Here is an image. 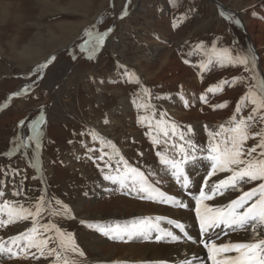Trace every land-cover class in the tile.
<instances>
[{
    "label": "rangeland",
    "instance_id": "1",
    "mask_svg": "<svg viewBox=\"0 0 264 264\" xmlns=\"http://www.w3.org/2000/svg\"><path fill=\"white\" fill-rule=\"evenodd\" d=\"M47 1L0 0V190L5 192L0 204L12 200L27 207L44 196L51 202L46 207H60L56 200L67 205L68 215L50 216L46 211L38 219L41 223L50 220L65 233L73 234L84 255H67L78 264H139L146 253L152 257L147 250L153 245L165 250L185 240L196 243L205 239L198 230V219L197 229L184 226V232L169 221H178L181 212L195 210L205 179L211 185L227 173L208 177L211 161L205 158L206 152L197 151L183 165L190 181L183 187L182 179L177 180L172 169L161 164L157 153L181 159L178 147H172L184 143L179 139L181 131L185 140L191 137L198 147H206L208 131H218L222 123L227 127L248 86L264 78V0H239V9L231 5L235 0H82V10L75 12L68 6L72 0ZM125 7L127 15L121 18ZM61 22L72 26L64 37ZM257 23H263L262 27ZM74 27H80V31L73 32L69 37L72 40L66 43ZM109 27L112 30L104 44L94 52L87 46L81 48L89 39L84 29L95 34ZM48 34L49 41L45 40ZM30 48L40 49L36 52L39 58L33 62L30 52L20 54ZM222 49H228L233 57L252 54L255 65L250 64L249 71L242 65H222L216 55ZM53 56L46 68L38 67ZM235 77L244 79L233 83ZM211 86L220 90L208 92ZM202 94L206 102L200 99ZM225 102V107H213ZM244 103L238 118L247 116L253 107L249 101ZM160 113L166 115L161 117ZM143 115L152 117L151 129L148 123L138 122ZM33 121L39 126V148L35 140H28L35 135L29 127ZM157 121H163L160 128L175 122L179 125L176 135L164 137L155 127ZM189 125L191 133L187 131ZM94 133L114 143L118 152L93 139ZM152 137L160 143L154 144ZM253 143L255 140L248 141L249 146ZM24 144L26 147L17 148ZM101 155L102 160L98 159ZM120 157L184 207L142 199L146 194L131 185L122 188L104 179L105 174H115L117 168L123 170ZM255 183L245 184L243 189L247 191ZM17 191L21 195H14ZM225 194L229 197L224 202L227 204L240 193ZM146 217H164L159 221L161 231L154 230L147 238L128 240L125 236L119 240L99 230L132 225ZM0 219L7 220V213L0 214ZM30 226L31 221L0 225V243L19 252L9 238ZM162 230L180 239L157 240ZM215 231L221 235L231 232ZM93 243L99 244L96 252ZM129 245L135 248L130 250ZM204 251L201 261L211 264L207 249ZM33 253L39 255L36 249H31L26 258L23 253L11 259L2 254L0 264H52L54 257L36 259ZM191 260L193 264L197 261Z\"/></svg>",
    "mask_w": 264,
    "mask_h": 264
},
{
    "label": "snow or ice",
    "instance_id": "2",
    "mask_svg": "<svg viewBox=\"0 0 264 264\" xmlns=\"http://www.w3.org/2000/svg\"><path fill=\"white\" fill-rule=\"evenodd\" d=\"M127 15V10L121 13V18ZM175 26V25H174ZM112 29H108L103 33H93L90 29H84L85 34L89 37L84 41L81 48L90 47L91 51H95L98 47L104 44L105 37ZM213 51H216L213 45ZM218 61L223 65L225 62L231 65H242L245 71H249V65H255V56L252 54H237L235 57L228 49H222L217 54ZM75 59V56H73ZM55 59L51 57L45 64L39 65L40 69L46 68L49 63ZM188 63V61H185ZM243 77L233 78V83L243 81ZM253 79H256L255 75ZM227 81H222L225 84ZM220 90L218 86H211L208 92ZM145 93L148 89L143 90ZM14 95H19L15 93ZM201 100H205L204 94L200 96ZM246 101H249L253 107L249 114L244 117H237L241 112L242 107L245 106ZM226 103L213 105L216 107H225ZM187 104V101H185ZM145 108H152L151 105H143ZM166 113H160L164 117ZM43 119V117H41ZM152 117L147 115L139 116L138 122L141 124L148 123L149 128L153 127L151 123ZM108 121H105L107 123ZM163 121L156 122V129L162 132L164 137L176 135L179 125L175 122H168L164 128H160ZM21 125L24 123L20 122ZM225 124L218 126L219 130L216 132L208 131V143L206 147H198L193 139L189 137L185 140V133H179V139L184 141L180 145L173 144L175 149L178 147L181 159L169 158L160 152L157 155L160 157V162L172 169V174L177 180L182 179V186L187 187L190 183L189 178L184 174L183 165L189 159L190 155L200 151L206 152V159L211 161V171L207 176L212 177L217 173H227L223 179H219L216 183L209 185L205 179V187L207 191L202 188L199 196L196 198L195 213L199 221L200 232L205 237L200 243L207 249L208 259L211 264H264V78L260 79L257 84L249 85L248 92L240 98L237 103L235 113L231 119ZM29 127L35 135L29 136L28 140H35L36 147H40L39 141V126L33 121ZM207 128V125H205ZM170 130V131H169ZM189 133L193 132L192 127L187 126ZM151 136V132L148 133ZM93 139H100L101 144H109L114 153L118 152L115 144L111 141H105L102 136L94 133ZM154 144H159L160 141L152 137ZM249 140H255L251 146L248 145ZM167 143V140H165ZM187 145V147H185ZM26 147L24 145H17V148ZM9 155L11 153H8ZM107 153H104L106 155ZM104 155L98 159H104ZM192 158H195L194 155ZM123 170L117 168L115 174H105L104 179L118 183L122 188L132 186L140 193H145L142 199L158 200V202L165 204H175L178 207H184L181 201L175 197L166 196L161 192L139 168L128 164L123 157ZM111 167V165H106ZM103 171V169H102ZM255 183V187L249 188L247 191L243 189V185ZM227 192H239L240 194L234 199H230L227 204L221 206H212L206 201H212L217 196H224ZM5 192L0 190V197H3ZM14 195H21L20 191ZM46 201L44 196H40L35 204H29L25 207L19 201L4 200L0 204V214L7 213V220L0 219V225L11 224L16 221H31V226L27 227L26 231H22L17 236L10 237L12 245H14L19 252H14L12 247H5L0 243V255L7 254L9 258H20V253L27 257L31 249H36L39 253L37 256L33 253V257L39 259L41 257L47 259L54 257L52 264H78L75 259H69L67 253H78L83 256L84 253L79 249L75 243L72 233H65L61 228L52 223H41L42 215L47 211L51 215H68L70 210L67 205L62 204L60 200H56L57 208L46 207L50 204ZM165 219L164 217H146L138 223L132 225H125L117 228L99 227V230L111 239L124 240L127 236L128 240L135 237H148L152 231H161L159 221ZM169 223L174 224L177 229L184 232V225L175 220H170ZM216 229H229L232 232H244L249 238L243 241L218 243L221 233L216 232ZM52 233V235H48ZM225 236L227 232L223 233ZM187 236V233H185ZM170 238L173 241L180 239V236L175 235L168 230H162L161 235H157L156 239ZM191 239V237H188ZM52 245V246H50ZM180 264H193L192 260L184 259Z\"/></svg>",
    "mask_w": 264,
    "mask_h": 264
},
{
    "label": "bare ground",
    "instance_id": "3",
    "mask_svg": "<svg viewBox=\"0 0 264 264\" xmlns=\"http://www.w3.org/2000/svg\"><path fill=\"white\" fill-rule=\"evenodd\" d=\"M43 1V3H45V4H48L49 2L47 1V0H42ZM117 1V0H116ZM83 3L84 2H82V0H72V2H69V8L71 9V10H82V6H83ZM107 3V2H106ZM251 3V2H250ZM53 4H56L55 2L53 3ZM63 4H65V2L63 3ZM121 4V3H120ZM246 4H248V3H246ZM231 5H232V7H233V9L234 8H238L239 9V7H241L242 5L240 4V1L239 0H235V1H232V3H231ZM119 6V5H118ZM115 7V6H114ZM75 12V11H74ZM97 14V13H96ZM60 25L61 26H63V27H61L60 26V28H61V32H62V35H63V37L65 36V34L67 33V29L69 28V27H72L71 26V24L70 23H64V22H61L60 23ZM261 25H263V23L261 24V23H257V26H261ZM262 27V26H261ZM77 30V31H76ZM76 31V33H79V31H80V27L77 29V28H73L72 29V31L71 32H69V35L67 36V39L71 36V34L73 33V32H75ZM50 37H51V35L49 36V34L48 35H46V38L47 39H45V40H47V41H49V40H51L50 39ZM251 37H253V36H251ZM49 38V39H48ZM253 39H255L254 37H253ZM72 39L71 38H69L68 40H66V43H69L70 41H71ZM258 41H259V38H258ZM109 42V41H108ZM260 42V41H259ZM109 46H110V48H111V43L109 42V43H107ZM115 49V48H114ZM116 50V49H115ZM40 51V49L39 48H36V50L35 49H33V48H30V50H25L24 52H22V53H20V54H25V53H27V52H30V57H29V60H31L32 62L33 61H35V60H33L35 57H37L38 56V53H36V52H39ZM117 54V53H116ZM26 55H28V54H26ZM120 56V55H119ZM37 58H39V57H37ZM37 60V59H36ZM182 114V113H181ZM183 115L184 114H182L181 116H179L180 118H182L183 119ZM256 142V141H255ZM204 161V160H203ZM204 190L205 191H207L208 189L206 188V187H204ZM200 194V193H199ZM199 194H197L198 196H199ZM226 199H229V197H227V195L225 194V196H217V197H215V199L214 200H212V201H206V203H208V204H210V205H212V206H221V205H224V202L226 201ZM186 201H187V203H188V201H190L188 198L186 199ZM227 203V202H226ZM78 209V208H77ZM195 221H197V217H196V213H195V210L194 211H191V212H181L180 214H179V216H178V222L179 223H182L186 228H192V229H197V227H196V225H195ZM29 225H30V223H29ZM24 227H26V226H24ZM21 230H22V228H21ZM68 230V229H67ZM198 230H200V227H199V229ZM249 237L244 233V232H241V231H238V232H228V235L227 236H225L224 234L223 235H221L220 236V239L217 241L218 243H221V242H227L228 240H231V241H233V242H236V241H243V240H247ZM91 239V238H90ZM201 240H203V239H200V241ZM96 241V240H95ZM200 241H198V242H196V243H191V242H189V241H184L181 245H178V246H172V248H170V249H162V248H157L156 246H152V247H150L147 251L152 255V257L150 258L148 255H147V253L143 256V257H141L140 259H142V262H140L139 264H149L148 263V261H158V262H155V263H158V264H166V262L164 261V260H166V261H169V262H171L172 264H180V262L181 261H183L184 259H197V261H196V263L195 264H200V262H201V264H203V261H201V257L202 256H200V255H203L204 254V249H206V248H204V246H203V244L202 243H200ZM94 242V241H93ZM89 243V242H88ZM92 243V242H91ZM94 244V251L96 252V247H98V245L99 244H97V243H93ZM97 245V246H96ZM129 248H130V250H132L133 248H135V246L134 245H129L128 246ZM204 251V252H203ZM164 256H166L167 258L165 259V258H162V257H164ZM204 256H206V255H204ZM128 258V261H129V263H133V262H131L130 260H133V259H131V258H129V257H127ZM126 258V259H127ZM204 258V257H203ZM202 258V259H203ZM164 259V260H163Z\"/></svg>",
    "mask_w": 264,
    "mask_h": 264
},
{
    "label": "crops",
    "instance_id": "4",
    "mask_svg": "<svg viewBox=\"0 0 264 264\" xmlns=\"http://www.w3.org/2000/svg\"><path fill=\"white\" fill-rule=\"evenodd\" d=\"M101 20V19H100ZM99 21V20H98ZM98 21H97V24H98ZM104 21H100V23L102 24ZM108 29H110V27L108 28Z\"/></svg>",
    "mask_w": 264,
    "mask_h": 264
}]
</instances>
